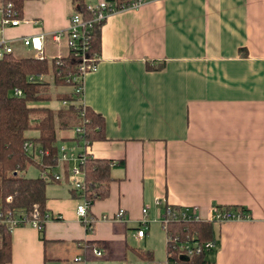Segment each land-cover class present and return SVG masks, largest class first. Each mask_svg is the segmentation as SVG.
<instances>
[{"label": "crops", "instance_id": "crops-1", "mask_svg": "<svg viewBox=\"0 0 264 264\" xmlns=\"http://www.w3.org/2000/svg\"><path fill=\"white\" fill-rule=\"evenodd\" d=\"M96 1H24L22 21L3 32L15 39L13 54L32 56L17 38L43 33L47 60L66 55L51 33L67 26L80 2ZM22 48L31 53L18 56ZM81 99L103 119L104 139L85 152L112 161L108 195L88 208L96 218L90 232L72 189L46 196L43 240L35 228H13L6 264H83L75 256L91 263L79 245L87 240L103 242L100 264L124 262L127 225L138 228L143 207L146 220L160 218L165 205L206 220L212 206L245 208L247 218L212 223L208 257L264 264V0H153L109 14ZM119 209L121 219H107Z\"/></svg>", "mask_w": 264, "mask_h": 264}, {"label": "trees", "instance_id": "trees-1", "mask_svg": "<svg viewBox=\"0 0 264 264\" xmlns=\"http://www.w3.org/2000/svg\"><path fill=\"white\" fill-rule=\"evenodd\" d=\"M26 0H0L3 4L11 3L22 17V5ZM119 6H127L132 0H113ZM84 19L92 16L80 2L76 11ZM103 21L93 24L89 34L90 54H99L100 27ZM78 59L70 52L59 58L37 59L33 56L17 57L13 53L0 59V201L9 208H17L30 214L37 211L42 220L49 218L45 208V186L51 181H44L38 177L27 178L19 174L27 166L33 164L30 157L22 148L24 140L38 144L42 151V165H54L57 157V141L74 142L77 145L89 146L93 141L104 139L102 117L81 104L74 105L73 82L71 76L77 73ZM148 70H159L163 63L149 64ZM42 74L40 81H29L28 76ZM49 83L55 87L66 86L69 91L56 93L53 97L60 102L69 103L51 108L47 103L52 96L47 93ZM14 88L21 91L20 96L12 94ZM82 111V115L79 113ZM80 125V132H73L70 136H59V131L72 130ZM37 132L35 137H27V131ZM68 163L63 164L64 178L67 177ZM112 161L108 159L87 157L79 168L83 172L84 185L81 192L72 191L76 198L82 197L89 205L96 200L107 197L109 191L110 168ZM66 181V180H64ZM9 197L7 200L6 198ZM241 212L248 217V212L240 206H226ZM177 209L178 207H175ZM48 215V216H46ZM43 224L38 230V236L43 240ZM167 229L179 237L195 236L199 242L213 239L212 223L201 220L191 222L169 221ZM86 231V230H85ZM88 232V231H86ZM82 248L103 247L101 241H82ZM140 259H152L149 251L131 249ZM213 251H206L197 256L184 257L176 251H169L166 247L168 264H214L208 255ZM10 259V232L0 225V264H6Z\"/></svg>", "mask_w": 264, "mask_h": 264}, {"label": "built area", "instance_id": "built-area-1", "mask_svg": "<svg viewBox=\"0 0 264 264\" xmlns=\"http://www.w3.org/2000/svg\"><path fill=\"white\" fill-rule=\"evenodd\" d=\"M153 0H132L127 6H119L113 0H97L92 5H85V9L89 11L92 16L84 19L80 16L78 12L72 13L68 17L67 26L62 30H57L51 33L50 39L53 43L57 44L61 40L64 41L67 52H70L74 57L78 59L76 65L77 73L71 76V81L73 84V94L75 100L70 101L74 105L82 103V80L83 76L88 72H93L97 67L98 54H90L88 52L89 47V34L93 24H97L111 13L118 12L127 8H137L145 2ZM22 21V17L18 16L17 11L12 7L11 3L3 4L0 2V59L10 53H13L12 44L15 39L7 38L4 35V30L6 28L15 27ZM24 47L29 48L32 51V56L37 59H43V47H44V35L43 33L33 34L29 36H21L17 38ZM56 56L54 58H59ZM44 78L42 74H35L28 76L29 81H40ZM12 94L15 96H20L21 91L14 88ZM69 102L62 100L61 105H66ZM82 115V111L79 113ZM80 125H76L72 132H80ZM87 146L77 145L74 142H62L57 146V157L54 165H42V155L45 153L41 150L38 144L33 143L30 140H24L22 143L23 150L32 160L33 164L37 166L38 178L44 181L60 182L66 180L67 183L71 185L72 190L76 192H81L84 179L83 172L79 166L83 161L89 157L85 152ZM80 148V149H79ZM70 163L67 169V177L64 178L63 164ZM7 200L9 197L6 198ZM82 203L76 205L75 211L79 222L83 225L84 230L90 232L92 225L96 218L88 214V203L80 197ZM160 202L155 199L154 204H159ZM142 217L138 222V228L135 230L134 236L136 238H141L144 236L143 226H146L148 221L145 218L146 208L141 209ZM48 216V215H46ZM122 216V210L119 209L113 216L107 218L109 220H119ZM102 219L105 217L102 216ZM247 218L246 215L241 214V212L232 210L225 206H212L209 211L208 219H202L198 214H195L189 208L165 205L163 209V214L160 217V223L164 229L165 242L168 250L176 251L184 257H192L200 255L203 252L213 250L216 246L215 241L209 240L205 242H199L195 236L190 237H179L176 234L171 233L167 229V224L169 221L173 222H191V221H201L205 220L211 223L220 224L225 221L238 220ZM44 222L40 217H38L37 211H33L27 214L25 211L17 208L5 207L0 201V225L5 227L9 232L18 226H29L39 230L41 224ZM82 246V243H79ZM91 256L93 257V262H87L84 257L75 256L73 261L82 262L83 264H100L98 259L103 255V248L101 247H90L87 249ZM129 264H154L152 259H142L138 262H133ZM164 264H168L167 259Z\"/></svg>", "mask_w": 264, "mask_h": 264}, {"label": "rangeland", "instance_id": "rangeland-1", "mask_svg": "<svg viewBox=\"0 0 264 264\" xmlns=\"http://www.w3.org/2000/svg\"><path fill=\"white\" fill-rule=\"evenodd\" d=\"M31 52L25 48H22L21 51L18 52V56H26L29 55ZM47 81H50V78L44 77ZM68 87L60 86L55 87L51 83H49L47 93H49L52 96V99L47 103V105L51 108H56L57 106H60V101L56 100L53 96L56 93H61V91H68ZM36 132L34 131H27L25 133V136L27 137H34ZM72 130H65V131H59V136H70L72 135ZM60 139L57 141V144L62 143ZM68 142V141H67ZM66 142V143H67ZM19 174L23 175L27 178H35L38 176V169L35 164H30L26 167V169ZM62 184H56V183H48L45 186V195H57L62 196V194H59L60 192H67V190L72 189L71 185L69 183H65V181H61ZM79 199V198H78ZM79 203H82V200L79 199ZM150 215V214H149ZM147 221L149 222L148 225L143 226V230L145 231L144 238L137 240L134 238L135 224L127 225V228L124 230L126 236H125V242L127 245V249L125 252V260L118 261L114 259H108L107 261L101 262V264H129L133 262H138L140 260H137L135 256L131 253L130 248H136L139 250H146L151 253L152 261L154 264H164L166 261V242H165V233L164 229L162 227V224L160 223L159 217L150 216V218H147ZM104 250V249H103Z\"/></svg>", "mask_w": 264, "mask_h": 264}]
</instances>
